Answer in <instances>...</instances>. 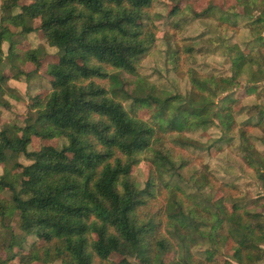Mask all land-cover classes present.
I'll use <instances>...</instances> for the list:
<instances>
[{
  "label": "trees",
  "instance_id": "1",
  "mask_svg": "<svg viewBox=\"0 0 264 264\" xmlns=\"http://www.w3.org/2000/svg\"><path fill=\"white\" fill-rule=\"evenodd\" d=\"M23 1L2 0V22L15 27L24 26L17 32L7 26L0 28V61L4 59L3 42H9L8 51L12 55L17 45L12 35L36 31L44 38L56 35L63 42V50L58 57L61 71L43 73L40 70L44 67V61H40L34 72L49 78L53 87L66 84L73 78L72 69L81 71L86 79L88 76L95 79L89 80L88 85L73 96L65 92L63 97L55 99L48 111L36 115L34 123L37 128L49 125L70 128L72 136L59 151L52 145H45L41 152L34 153L36 163L25 169L29 179L24 181L25 191H32L33 195L20 203L18 220L6 216L4 205L0 203V224L7 226L16 221L24 232H35L43 246L52 238V233L46 231L48 228H54L56 235L67 233L82 236L90 227L89 221H107L114 229L121 231L126 240L137 245L135 254L138 264H232L233 261L239 264L242 249L232 251V237L237 233L251 235L253 240L241 241L245 249L257 247L255 240L264 238V194L251 196L241 190L237 183L219 181L203 160L186 172L185 168L191 160L186 153L193 147H203L210 154L221 140L231 143L239 138L256 143L255 133L264 132V8L260 6V0H233L234 3L230 5L211 2L200 11L188 7L192 16L187 18L186 24H197L198 28L181 39L176 38V47L172 46L173 40L167 41V63L187 82L184 89L173 90L152 81V74L145 73L138 65L160 38V33L167 36L171 35V31L177 33L188 28L181 23V17L177 18L184 12L180 0L169 6L165 20L162 13L152 11L156 0H128L141 11L118 16L114 22L110 19V10L104 11L105 5H120L125 0ZM70 4H82L93 11H104L105 19L88 23L77 36L74 26L81 14L75 8L68 9ZM241 4L244 7H240ZM249 4L253 6L248 7ZM15 7H19L20 11L15 13ZM46 10L51 12L49 18L33 27L36 17ZM158 20L163 22L164 28L159 27ZM241 23L249 30V37L242 42L243 46L230 42L222 35L226 30L236 32ZM203 27L215 36L212 40L214 43H211L213 46L203 45L205 35L200 31ZM105 28L124 32L125 35L135 29L131 35L142 39L120 44L87 40L90 34ZM6 36L9 37L7 40ZM257 46L259 48L253 53V48ZM212 52H221L229 59L228 72L207 68L195 61L198 54ZM88 55L97 56L111 71L106 72L102 68L89 70L82 66L80 61ZM12 66V78L18 79L16 68ZM9 77L0 68V92L5 94L7 90L12 96L16 89L7 85ZM243 82V91L256 94L250 103L236 97V89ZM38 96H43V93H38ZM39 100L40 97L35 98L34 103ZM0 102L7 107V101L3 98ZM144 114L148 115L144 117ZM32 127L33 124L25 123L23 131H30ZM213 127L218 129L220 136L206 144L188 134L207 132ZM17 131L21 129L15 123L4 126L0 131V163L14 159L15 146L31 142L30 136H16ZM161 133L167 135L183 157L174 173V176H182L183 180L173 191H164L160 187L148 163L147 178L139 189L133 171L140 161L126 159L121 163L117 158L115 167L104 165L105 160H112L116 149L125 157L131 156L134 151L151 149L156 160L162 159L161 149L153 148L154 138L160 141ZM51 135L45 134L42 139L48 140ZM89 137H94L107 151H96L88 141ZM124 137L129 139L122 142ZM87 148L92 150L86 151ZM241 159L255 171L264 190V152L259 148L246 149ZM85 168L95 170L92 176L83 181L81 191V184L72 177L82 176ZM55 176L64 181L55 192L34 187L41 180ZM91 180L99 196L89 192ZM117 185L120 192L116 191ZM5 186L6 181L0 179V190ZM85 196L92 206L83 202ZM13 199L18 197L13 196ZM28 209L34 210L31 216L25 215ZM93 231L97 234L96 255L101 258L102 264H130V253L126 254L127 249L115 236L106 237L104 227L94 228ZM160 232L169 233L171 241L166 244L159 241L153 243ZM10 235L13 243L18 242L15 232ZM79 244L81 247L75 252L77 256L83 255L86 241L81 240ZM203 244L209 247H198ZM12 246V243L5 245L0 241V251ZM36 246L37 242L32 241L28 246L29 254ZM24 251L25 247L21 244L16 253H6L4 261ZM23 259L21 255V261ZM79 264H88V261L82 258Z\"/></svg>",
  "mask_w": 264,
  "mask_h": 264
},
{
  "label": "clouds",
  "instance_id": "2",
  "mask_svg": "<svg viewBox=\"0 0 264 264\" xmlns=\"http://www.w3.org/2000/svg\"><path fill=\"white\" fill-rule=\"evenodd\" d=\"M252 6L251 4L248 5V7ZM260 6L264 8V0H260ZM240 7H244V5L241 4ZM67 8H75L76 12L81 14V18L75 22L74 26V32L77 36L83 32L88 23L99 22L105 19L104 11L110 10V19L113 22L117 20L118 16L129 13L134 14L141 11V9L129 3L128 0H125V2L120 5L115 3L106 4L104 11H93L90 8H85L82 4H70ZM17 11H19V9H17ZM50 15V10H46L45 13L36 17L33 27L42 24ZM23 26V24L19 25L16 30L19 31ZM69 27H71V25H69ZM133 31H135V29H131V31L125 35L124 32L105 28L90 34L87 40L92 43H104L105 41L109 44L135 43L137 40L142 39V37H133L131 35ZM8 38L9 37L6 36L5 40ZM27 38L29 41L28 47L20 51V54L12 61L17 71V77L21 81H24V85L17 89L12 96H8L7 90H5V99L10 100L13 106L8 110L0 109V112H2V118H0V131L3 130L4 126L15 123L21 129V131L15 132L16 136L20 137L23 134L24 136L32 137L31 142H24L22 146H15L16 154L13 160L0 163V179L6 181V186L0 190V203L4 205V214L10 218L16 217L17 220V214L21 211L19 206L20 203L27 201L33 195L32 191H25L24 181L29 179V175L25 174V169H28L29 165H34L36 163L37 157L34 153L41 152L45 145H52L56 151H59L61 147L69 142L72 136V129L70 128H58L55 125L37 128L34 123L36 115L48 111L52 107L55 99L57 97H63L65 92L73 96L83 87H86L89 80L95 79L94 76H88L86 79L81 71L72 69L74 72L73 78L69 79L66 84L60 83L56 87H53L52 84L49 83V78L39 75L34 72L33 69L38 62L44 61V67L40 71H61L62 66L58 63V57L62 55L63 42L56 35L40 38L34 31L28 33ZM14 54L13 52L12 56ZM4 56H9V53L5 51ZM80 64L87 67L89 70L102 68L103 71H111L109 66L103 64L102 60L98 59L95 55H88L85 60L80 61ZM38 93H43V96H38ZM37 97H40V100L34 103V99ZM32 104L36 106L31 107ZM18 113H23V116L17 118ZM29 117H31V119H29ZM25 123L33 124L30 131H23V125ZM36 133H39V135H36ZM48 133L52 134L51 138L48 140L42 139V137ZM66 137L68 139H66ZM127 139L129 138L124 137L122 142L127 141ZM88 141L95 146L96 151H107L104 146L95 141L94 137H89ZM232 147L235 149L238 156H245V150H250L252 148H259L261 152H264V146H259L254 141L251 143L241 141L239 138H237ZM153 148L161 149L160 155L162 159L156 160L154 152L151 149H146L143 152L134 151L131 156L127 157H125L119 149H116L115 156L112 160H105L104 165L107 167H115V160L117 158L120 159L121 163L126 159L138 160L141 163L147 162L151 166L153 176L157 178L160 187L164 191L171 192L179 185V182L183 180L182 176H174L176 166L183 157L178 152L176 146L167 139V135L163 133L160 134V141L157 142L154 138ZM91 150V148L86 149V151ZM248 158L251 159L250 157ZM228 159L232 160L233 157L229 156ZM237 162L241 165L244 163L243 160H237ZM94 170L95 169L85 168L82 176L72 177V179L79 181L81 184V191H83V181L88 179L89 176H92ZM229 171H235V168H231ZM63 183L64 181L61 177L55 176L41 180L40 183L36 184L34 187L45 192H55L62 187ZM93 183L94 181L91 180V191L89 192L99 196L100 194L92 186ZM136 187L139 189L143 187V185L137 184ZM116 191L120 192L118 185ZM120 194L123 196L122 192ZM13 196L18 197V199H13ZM100 199L102 201L104 200L103 197H100ZM83 202L90 204L87 196H85ZM106 203L105 201V204ZM90 206L92 205L90 204ZM33 211V209H28L25 215L31 216ZM88 223L90 227L82 236L76 234L69 235L67 233L56 235L54 228H48L46 231L52 233V238L44 242L43 246H41V238L35 232H24L17 226L16 221L9 223L7 226L0 224V241H3L5 245L9 243L13 244L10 249H5L8 255L16 253L21 244L25 247L24 253L10 259L8 264H79L82 258L87 260L88 264H102L101 258L96 255L95 245L97 243V234L93 231L94 228L98 229L100 227L106 228V237L115 236L120 241L121 245L127 249L126 254L130 253V255H128L130 264H138L135 254L137 245L130 240H126L121 231L114 229L107 221L102 223L97 220L94 223L92 221ZM138 226L139 225H137V227ZM13 232H15L16 236L19 238L16 243H13L12 236L10 235V233ZM171 239L172 237L169 233L160 232L155 237L153 243L159 241L166 244L170 242ZM244 239L253 240V237L248 234L241 235L240 233L232 237V251H235L236 248L242 249L239 257V264H264V238L255 240L257 247L246 249L243 248L241 244V241ZM81 240L86 241V246H84L83 255L77 256L75 252L80 249L81 245L79 241ZM32 241H36L37 246L32 249L29 254L28 246ZM198 247L202 249L209 247V245L203 244ZM21 255L24 256L23 261H21ZM232 264H237V262L233 261Z\"/></svg>",
  "mask_w": 264,
  "mask_h": 264
},
{
  "label": "rangeland",
  "instance_id": "3",
  "mask_svg": "<svg viewBox=\"0 0 264 264\" xmlns=\"http://www.w3.org/2000/svg\"><path fill=\"white\" fill-rule=\"evenodd\" d=\"M29 0H24L23 3L28 2ZM177 0H156L155 5L152 7V11H157L162 13V19L165 20L167 16V10L170 5L174 4ZM214 2L218 5L220 4H231L234 3L233 0H180L179 4L180 7H182V11H184L181 15L177 16V18L181 17V23L183 26H188V28L184 31L181 29L179 32L174 33L171 31V35L163 36L162 33H160V38L156 41V43L153 45V47L150 49L148 54L144 57L142 60V63L138 65L139 69L144 71L145 73L149 72L152 74L151 80L158 83L162 87L169 88V89H184L187 86L186 78L183 77L181 74H176L172 69L171 65L167 63V51L169 49V46L167 44V41H174L173 47L177 46V43H175V39H181L183 35L188 33H194V29L198 28V25H191L186 24L187 18L192 16L191 10L188 8L191 6L197 11H200L204 8H206L209 3ZM2 0H0V28L2 26H7L11 31L17 32V28L7 22H2V15L3 11L1 8ZM187 7H184V6ZM184 7V8H183ZM17 9L19 7L14 8V12H18ZM35 21V20H34ZM34 21L32 24H34ZM211 21H213V18H211ZM159 27L164 28L163 22L161 20L157 21ZM199 24V23H198ZM201 25V24H200ZM204 26V25H202ZM200 31L203 32L205 35L204 41L202 42L204 46L211 45L212 40L215 39V36L213 34H210L207 28L203 27ZM199 31V32H200ZM208 31V32H207ZM36 32V31H34ZM37 35L40 38L42 35L39 32H36ZM201 33V32H200ZM249 30L245 27L243 23L240 24L239 28L236 29V32H233L232 30H226L222 32V35L229 38L230 42H238L242 44V42L246 41L248 36ZM210 37V38H209ZM12 39L15 40L17 43L15 48V54L12 56L11 54L7 57L4 56V52L8 51L9 48V42L5 41L2 44L3 48V57L0 61V68L3 69L6 73L9 74V79L7 80V85L10 87H13L14 89H19L22 85H24V81H21L20 79L12 78V61L20 54V51L27 48L29 45V41L27 38V34L24 35H12ZM180 42V41H179ZM6 45V47H5ZM243 46V44H242ZM259 46L256 48H253L252 52L255 53ZM4 60V61H3ZM195 61L197 63H201V65L207 68H213L217 69L218 71L228 72L230 67L229 59L224 57L221 52H212L210 54H198L196 56ZM45 73V71H42ZM26 86V85H25ZM245 90L244 82L236 89L237 94L236 97H239L240 100L244 102H252L255 99L256 94L254 92L247 93ZM8 96H11L8 94ZM3 98V100L7 101V104L5 107L2 102H0V109L2 110H8L13 105L10 103V100L5 99V94L0 92V99ZM28 107V106H26ZM148 114H144L143 116H147ZM23 116V113H18L17 118H20ZM0 118H2V112H0ZM218 133V134H217ZM190 135H193V137L200 143L206 144L211 142L212 139L218 138L220 136V133L217 128L213 127L210 128L207 132H201V131H195L188 133ZM255 141L259 146H264V132L257 131L255 133ZM237 139L232 140L231 143H228L227 140H221L216 145H219L218 147L212 148L210 151V154L208 151L204 150L203 147H193L191 148L187 155L191 157V160L188 164V166L185 168V171L187 172V169L192 168L196 164L199 163L200 160H203L207 162L210 166V169L213 171V173L217 176L219 181H226V182H234L237 183V185L241 188V190L246 191L251 196H256L257 193H263L264 190L261 187V184L259 182L258 177L255 174V171L249 167H247L244 163L243 165L239 164L237 160H242L241 156H238L235 149H233L232 145L236 142ZM232 156L233 159L229 160L228 157ZM148 164L147 162L140 163L138 166L134 168V175L136 177V180L139 184H144V181L147 178L148 175ZM235 168V171H229V169ZM6 257L5 251H0V264H8V261H4Z\"/></svg>",
  "mask_w": 264,
  "mask_h": 264
}]
</instances>
